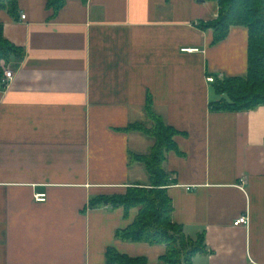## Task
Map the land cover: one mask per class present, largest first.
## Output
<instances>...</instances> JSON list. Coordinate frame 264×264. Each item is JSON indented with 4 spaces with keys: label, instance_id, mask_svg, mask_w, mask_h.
I'll return each instance as SVG.
<instances>
[{
    "label": "crops",
    "instance_id": "0c3cea01",
    "mask_svg": "<svg viewBox=\"0 0 264 264\" xmlns=\"http://www.w3.org/2000/svg\"><path fill=\"white\" fill-rule=\"evenodd\" d=\"M47 2L20 0L17 19L0 11L24 52L0 88V264H107L109 249L159 264L164 245L116 238L137 209L91 207L149 186L130 156L154 141L125 131L153 126L149 102L177 132L163 168L173 223L205 237L192 263L264 264V106L211 112L221 97L207 81L247 76V28L214 44L200 24L218 7L205 0H68L57 15Z\"/></svg>",
    "mask_w": 264,
    "mask_h": 264
},
{
    "label": "trees",
    "instance_id": "16d2710c",
    "mask_svg": "<svg viewBox=\"0 0 264 264\" xmlns=\"http://www.w3.org/2000/svg\"><path fill=\"white\" fill-rule=\"evenodd\" d=\"M20 0H0V11H6L17 19ZM68 0H48L47 8L54 15L65 6ZM86 2L87 0H82ZM214 2L218 7L217 18L201 23L203 30L214 32L213 43L223 41L231 27L242 26L248 30V72L245 78L214 79L213 87L221 99L210 104L211 112L251 111L264 106V0H205ZM24 52L3 35L0 21V88L4 70L13 60H21ZM147 116L153 123L151 128L136 124L129 126L126 132H139L154 141L148 155L132 154L130 164L144 165L150 184L148 188L131 187L126 195L113 198H99L91 202V207L111 205L123 208L125 212L137 209L134 222L126 229L116 232V238L125 242L164 245L166 254L159 264H193V258L206 252L205 237L188 239L182 227L172 221L173 205L167 189L171 185L170 175L163 168L166 155L175 150L174 137L177 132L167 126L161 117L152 110L149 102ZM107 264H148L144 258H129L112 249L107 252Z\"/></svg>",
    "mask_w": 264,
    "mask_h": 264
},
{
    "label": "built area",
    "instance_id": "2783aa9c",
    "mask_svg": "<svg viewBox=\"0 0 264 264\" xmlns=\"http://www.w3.org/2000/svg\"><path fill=\"white\" fill-rule=\"evenodd\" d=\"M22 20H25V16H21ZM187 51V50H186ZM15 74L12 70H10L9 68H6L4 70V77L3 80L1 82V87L2 89H7L9 87V85L11 84V82L14 80ZM207 81L209 83H213L214 79L213 78H208ZM37 202H45L46 201V195L45 194H39L36 195L35 197ZM249 224V218L247 215L241 216L239 217L235 222H234V226L239 227V226H247Z\"/></svg>",
    "mask_w": 264,
    "mask_h": 264
},
{
    "label": "rangeland",
    "instance_id": "374dc122",
    "mask_svg": "<svg viewBox=\"0 0 264 264\" xmlns=\"http://www.w3.org/2000/svg\"><path fill=\"white\" fill-rule=\"evenodd\" d=\"M149 186H147V187H144V188H148Z\"/></svg>",
    "mask_w": 264,
    "mask_h": 264
}]
</instances>
